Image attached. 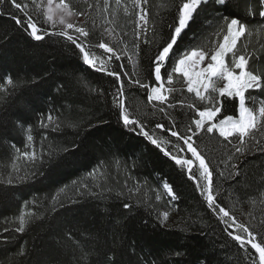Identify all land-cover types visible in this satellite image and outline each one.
<instances>
[{
	"label": "trees",
	"instance_id": "trees-1",
	"mask_svg": "<svg viewBox=\"0 0 264 264\" xmlns=\"http://www.w3.org/2000/svg\"><path fill=\"white\" fill-rule=\"evenodd\" d=\"M23 2L29 5L25 11L51 32L41 15L43 7L37 9L31 0ZM66 2L73 10L85 11L78 16L82 19L78 25L89 29V37L80 40L92 52L110 55L95 47L104 42L121 55L106 67L122 73L125 107L158 140L168 137L155 124L168 128L175 120L177 130L183 132L196 109L211 106L188 93L179 76L173 77L172 85L165 83L173 89L167 92L165 103L149 101L150 87L128 82L139 80L154 86L152 60L170 34L169 25L174 23L181 0H148L143 5L149 18L148 44L143 43V36L135 40V32L141 30L137 28L139 10L132 0H121L119 8L115 0H109L108 13L102 10L104 0H99L100 9H88L83 0ZM125 7L130 14H125ZM9 10L16 12L7 3L0 5L4 13L0 15V264H252L258 253L250 245L248 251L239 248L227 236L226 225L210 214L199 190L180 167H173L174 161L118 119L113 102L115 78L85 65L79 50L65 37L31 40L15 26ZM259 10L258 0H226L223 5L209 0L197 9L178 46L201 45L211 52L222 40L223 33H216L223 18L240 19L247 31L237 51L247 46L245 55L251 56L247 67L261 75L264 84V17ZM105 28L112 29V34L104 32ZM71 33L74 38L79 36ZM8 78L13 85L6 84ZM249 94L256 98L255 105L247 100ZM216 95L213 91L205 94ZM245 95L247 105L258 108L264 102V88L250 89ZM220 99L223 107L216 121L227 115L238 117V101ZM190 104L195 107L189 108ZM49 114L52 122L47 120ZM260 123L258 116V127ZM28 135L33 137L31 142ZM194 140L213 171L217 199L259 241L264 234V131L255 139L246 138L243 145L235 136L225 140L218 131L199 133ZM72 145L77 146L74 151H61ZM164 146L175 154L171 144ZM237 147L243 153H237ZM33 150L45 158L35 167L23 157ZM179 155L191 158L186 151ZM14 163L19 172L13 170ZM93 170L94 175H89ZM25 172L28 178L22 180ZM164 183L172 187L177 199H171ZM22 215L25 230L18 232Z\"/></svg>",
	"mask_w": 264,
	"mask_h": 264
},
{
	"label": "snow or ice",
	"instance_id": "snow-or-ice-1",
	"mask_svg": "<svg viewBox=\"0 0 264 264\" xmlns=\"http://www.w3.org/2000/svg\"><path fill=\"white\" fill-rule=\"evenodd\" d=\"M31 2L37 9L42 6L46 8V11L42 12L41 15L46 18L47 22H52L53 25L55 24L53 20V0H47L46 5H43V0H41L39 4L37 0H31ZM132 2L135 8L139 10L137 28L141 30L135 32V40L139 41L143 36V43L148 44L151 42L147 37L149 18L148 12L143 7V5L148 3V0H132ZM208 2L209 0H181V3L176 5L177 15L174 23L169 25L170 34L167 40L159 47L157 54L152 60V72L155 81L154 86L141 83L139 80L132 81L129 79L128 81L129 83L139 84L142 88L150 87V95L148 96L149 101L156 100L165 103L168 100V96L164 94L165 83L172 85L173 77L179 76L187 85L188 93H194L199 101H207L211 105L205 107L204 110L196 109L195 115L190 119V122L185 124L183 132L177 130L179 125L175 120H171V127L168 128L161 123L155 124V128L166 133L168 139L164 141L158 140L155 133H150V131L146 130V125L139 119L133 118L125 107V82L121 79L122 73L109 71L106 67L107 62L111 61L113 58L120 60L121 55L107 43L99 42L95 47L103 49L104 53L110 55L106 57L103 55L97 56L91 51L86 41L80 40V37H89V29L84 26H77L65 19V17L84 16L85 11L73 10L72 5L66 2V0H60L59 4L56 6L55 12L59 14V23L64 25L66 29H73L75 33L79 34L78 37L74 38L73 35H70L65 30L52 33L41 24H38V22L25 11L29 5L24 3L23 0H0V5L7 3L9 9L14 8L16 10V12L9 10L7 14L14 21L15 26L30 37L31 40L36 42L44 41L46 37L51 35L65 37L79 50L78 55H80L85 65H88L95 71L104 72L106 75L114 77L116 91L113 94V102L117 109L118 119L125 128L137 135L145 137L151 145L155 146V148L162 153L163 157L174 161L173 167L179 166L180 170L186 175V178L192 181L194 186L199 190V194L203 197L206 208L209 210L210 214L216 215L217 218L226 225L225 232L227 236L236 242L239 248L248 251L247 246L250 245L251 249H254L255 252L258 253V258H253L252 264H264V234H261V239L258 241L257 234L250 231L243 223H238L235 216L217 199L213 189V171L210 169L205 157L201 155L197 147L194 146V137L198 136L199 133L210 134L214 131H218L219 135L224 137L225 140H229V137L235 136L239 143L243 145L246 143V138L255 139L258 132L264 131V102H260L258 108L247 105L245 95L250 89L259 90L264 88L262 76L255 74L247 67L248 61L251 59L250 55L247 57L245 55L247 46L241 45V49L237 51L238 41H240L241 37L245 36L247 25L243 24L240 19H229L228 17H224V22L216 33L217 36L223 33L222 40H218L215 43L211 52L201 45L194 47L189 46L184 49H180L178 46V41L183 43L182 33L185 35L187 34L186 30L189 28L190 23L193 22L194 14L197 12V9L200 8L202 4L206 5ZM214 2L223 5L226 0H214ZM83 3L88 9L101 8L99 0H96L95 3H89V0H83ZM258 3L260 5L258 14L264 17V0H258ZM115 4L117 8H119L121 6V0H115ZM110 7L109 0H104L102 6L103 12L108 13ZM3 14V12H0V15ZM125 14H130L126 7ZM112 22V20H106V23L111 24ZM93 27H95V21H93ZM153 31H155L154 26ZM104 32L111 35L112 29L105 28ZM135 47H139V45L135 44ZM206 60L207 63L205 64ZM123 75L127 76L128 74L123 73ZM218 82H222L219 87H217ZM6 84L13 85L14 82L11 78H8ZM201 88H203V91ZM209 88H211L214 93H217L215 97H206L204 95V92H207ZM166 91L171 93L173 89L169 87ZM222 97L227 100L238 101V119L234 118L233 115H227L216 121V117L223 107V101L220 99ZM247 100L251 101L252 105L256 104V98L251 94L248 95ZM173 106L174 105H169V107ZM188 107L194 108L195 105L190 104ZM160 111L163 112L165 116L169 115L164 108H161ZM258 116L261 122L259 127ZM52 119L51 114H49L47 120L52 122ZM41 124L44 125L43 120ZM59 127L60 125L57 124L56 128ZM172 137H175L176 140L173 141L171 139ZM27 140L31 142L33 137L28 135ZM180 141H182L183 146L179 143ZM255 142L259 143L258 140ZM229 143H231V141H229ZM165 144H171L173 149H175V154L172 150L166 148L164 146ZM76 147V145H72L70 148H64L61 151H74ZM17 151H19V149H17ZM185 151L191 153V158H185L179 155L180 152ZM235 151L237 153H243V148L237 147ZM23 157L26 161L31 162L33 167H35L37 162L42 164L45 159L43 155L37 157L34 150L30 153L24 152ZM49 160H51V157H49ZM196 161H198V167L195 165ZM194 167H196L195 172L193 171ZM233 167H236V165H233ZM13 170L17 172L20 171V169L15 167V163L13 164ZM94 173L95 170L89 173V175H94ZM28 175L29 173L25 172L21 179H27ZM31 175H36V172L33 171ZM101 175H103V173H101ZM220 175H223V173H220ZM235 175H239V171H237ZM7 182L9 184L13 183L11 178H9ZM84 187L87 188L89 186L84 185ZM163 187L167 189V194L171 199H177L175 192L169 184L164 183ZM109 191H111V189H109ZM157 199H159V197H157ZM124 207L129 208L131 205L125 204ZM167 215V213H164V219H167ZM19 221L20 223L16 231L24 232L26 223L25 217L23 215L20 216ZM232 228L238 229L239 231L235 233L229 231V229ZM240 232H243L244 235H241Z\"/></svg>",
	"mask_w": 264,
	"mask_h": 264
},
{
	"label": "rangeland",
	"instance_id": "rangeland-1",
	"mask_svg": "<svg viewBox=\"0 0 264 264\" xmlns=\"http://www.w3.org/2000/svg\"><path fill=\"white\" fill-rule=\"evenodd\" d=\"M46 4H47V0H43V5H46ZM58 4H59V2H57L56 0H53V5H52V7H53V9H54V12H53V20L55 21V24L53 25L52 22H48L49 25H50V27H51L50 29L52 30L51 32H53V31H55V32H56V31L60 32L61 30H65V31H67L70 35H73V36H74V34L71 33V31H74L73 29H66L64 25H62V24L59 23V14L55 12L56 6H57ZM42 7H43V6H42ZM43 9H44V11H46V8L43 7ZM65 19H66L68 22H71V23H73V24H75V25H77V26H79L78 23L82 20V19L79 18L78 16L65 17ZM206 63H207V60L205 61V64H206ZM213 79H215V78H213ZM221 84H222V82H218L217 87L221 86ZM164 88H165V92H164V94L167 95V91H166L167 88L165 87V85H164ZM201 90L203 91V88H201ZM209 91H212V89L209 88L207 92H209ZM207 92H204V95H205ZM152 101H153V102H159V101H156V100H152ZM234 118H237V119H238V117H234ZM196 162H197V164H198V161H196ZM195 165H196V164H195ZM165 220L167 221V219H165ZM233 229H235V228H233ZM235 230H237V229H235Z\"/></svg>",
	"mask_w": 264,
	"mask_h": 264
}]
</instances>
